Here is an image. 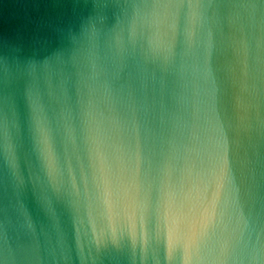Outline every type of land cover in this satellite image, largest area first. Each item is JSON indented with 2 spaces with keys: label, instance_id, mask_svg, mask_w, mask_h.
Masks as SVG:
<instances>
[{
  "label": "water",
  "instance_id": "1",
  "mask_svg": "<svg viewBox=\"0 0 264 264\" xmlns=\"http://www.w3.org/2000/svg\"><path fill=\"white\" fill-rule=\"evenodd\" d=\"M0 264H264V0H0Z\"/></svg>",
  "mask_w": 264,
  "mask_h": 264
}]
</instances>
